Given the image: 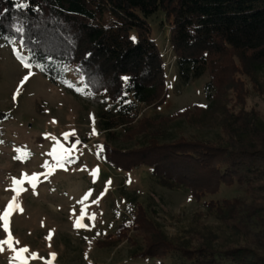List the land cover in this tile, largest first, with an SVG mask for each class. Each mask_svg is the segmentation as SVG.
Masks as SVG:
<instances>
[{"label": "rangeland", "instance_id": "obj_1", "mask_svg": "<svg viewBox=\"0 0 264 264\" xmlns=\"http://www.w3.org/2000/svg\"><path fill=\"white\" fill-rule=\"evenodd\" d=\"M146 20L163 54L166 86L156 103L138 105L131 122L117 129L113 149L98 127V112L114 111L115 103L86 92L83 75L70 65L63 78L51 82L20 42L0 38V109L8 113L0 134V264H147L154 259L131 254L145 249L152 237L148 218L172 240L211 235L257 247L259 227L226 225L213 205L241 198L262 207L259 189L248 196L242 186H215L199 172L192 194L155 181L147 163L124 170L106 162L108 157L129 167L126 150L150 133L209 139L236 111L254 109L264 119V70L243 74L231 58L235 84L218 73V92L208 102L209 73L184 80L164 14L158 11ZM130 34L137 39L134 29ZM232 209L239 213L236 205L226 213Z\"/></svg>", "mask_w": 264, "mask_h": 264}, {"label": "trees", "instance_id": "obj_2", "mask_svg": "<svg viewBox=\"0 0 264 264\" xmlns=\"http://www.w3.org/2000/svg\"><path fill=\"white\" fill-rule=\"evenodd\" d=\"M20 2L28 7L14 6ZM158 11L169 23L168 41L181 77L209 73L206 101L215 100L220 73L235 84L231 58L239 61L243 74L264 70V0H0V38L20 42L51 82L63 78L64 67L70 65L83 75L86 92L115 103L114 111L98 112V127L111 146L115 132L131 122L138 105L156 103L165 89L164 59L146 20ZM236 112L221 120L214 138L167 139L150 133L126 150L129 167L108 157L106 162L124 170L147 163L155 181L191 193L202 172L212 185L237 184L248 196L259 189L264 199V119L254 109ZM7 117L0 109V134ZM234 205L239 213H226ZM213 206L226 225L259 227L257 247L211 235L172 240L148 218L152 237L145 249H134L131 255L154 259L147 264H264V206H250L241 198Z\"/></svg>", "mask_w": 264, "mask_h": 264}, {"label": "snow or ice", "instance_id": "obj_3", "mask_svg": "<svg viewBox=\"0 0 264 264\" xmlns=\"http://www.w3.org/2000/svg\"><path fill=\"white\" fill-rule=\"evenodd\" d=\"M14 6L17 7V8H26V7H28L27 4L22 3V2H20V3H16ZM4 11H7V9H5ZM16 31H17V32H22L23 29H22V28H17ZM25 67H28V65L26 64ZM126 79H127V78H122V80H126ZM60 158L63 159V157H60ZM33 179H34V178H33ZM11 207H12V206L9 205V210H11ZM2 219L4 220L5 228H7V225H8V212H5V213H4ZM76 226H77V227H81L82 225L80 224L79 221H77V225H76ZM21 251H22V252H23V251H26V249H23V250H21ZM18 255H19V254H18ZM21 258H22V257H21Z\"/></svg>", "mask_w": 264, "mask_h": 264}, {"label": "built area", "instance_id": "obj_4", "mask_svg": "<svg viewBox=\"0 0 264 264\" xmlns=\"http://www.w3.org/2000/svg\"><path fill=\"white\" fill-rule=\"evenodd\" d=\"M161 55L163 56L162 52H161Z\"/></svg>", "mask_w": 264, "mask_h": 264}]
</instances>
